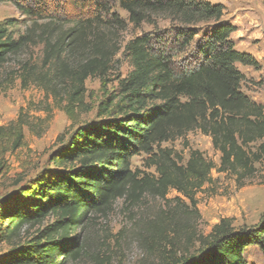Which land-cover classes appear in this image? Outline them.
I'll list each match as a JSON object with an SVG mask.
<instances>
[{"label":"trees","instance_id":"trees-1","mask_svg":"<svg viewBox=\"0 0 264 264\" xmlns=\"http://www.w3.org/2000/svg\"><path fill=\"white\" fill-rule=\"evenodd\" d=\"M0 4L12 6L33 25L43 23L38 26V38L47 71L35 74L33 67L24 64L19 80L22 88L38 86L72 124L88 112L85 82L92 78L105 81L110 71L108 53L94 40L85 43L81 25L98 26L109 16L110 25L120 26V19L111 13L112 4H118L135 27L153 24L152 18L171 24L158 35L143 34L127 45L131 71L117 80L113 93L105 94L97 108L99 120L77 127L66 142L60 141L49 158L51 169L34 179L23 201L0 210V243L14 244L26 227L42 226L46 217L54 218L15 246L0 264L75 260L80 246L74 232L83 229L89 214L103 213L133 188L162 198L173 189L190 203V215L185 214L171 228L173 239L165 229L158 236L165 248L176 251L184 240L197 242L198 249L194 255L173 257L163 248L161 255L170 264H248L245 252L251 246L264 256V215L256 225L240 229H234L229 219H221L207 236L191 229L192 218H198L195 192L210 183L216 168L198 151H191L184 165L167 154L153 161L155 182L138 179L130 170L133 156H154L155 149L163 153L162 143L192 131L211 138L220 153V173L250 179L255 163L264 164V105L242 93L245 77L236 68V64L252 68L258 64L251 55L235 49L230 39L234 28L222 21L221 5L202 0H0ZM63 10L83 13L86 23L57 29V13ZM205 23L213 26L201 34L197 26ZM14 26L12 20L0 23V67L33 41L28 35L13 38L9 31ZM192 44L190 55L178 62V56ZM73 52L83 56L75 65L68 59ZM27 110L20 109L14 121L0 127V172L6 166L5 156L23 146V130L34 132ZM255 143L259 144L252 149ZM188 250L185 247V254Z\"/></svg>","mask_w":264,"mask_h":264},{"label":"rangeland","instance_id":"rangeland-1","mask_svg":"<svg viewBox=\"0 0 264 264\" xmlns=\"http://www.w3.org/2000/svg\"><path fill=\"white\" fill-rule=\"evenodd\" d=\"M223 7L222 21L234 28L231 34L234 47L241 53L251 55L257 62V68L236 64V68L244 75L245 81L241 91L250 100L264 105V6L262 0H202ZM114 13L121 21L120 26L108 23L110 17L101 19V23L84 24L83 38L85 43L94 40L108 53L110 71L105 81L98 78L88 79L86 88V109L76 123L68 119L63 111L55 107L52 99L46 98L44 92L34 85L22 88L19 80L21 67L28 64L35 74L47 71L42 66V45L39 44V28L43 23L33 25L32 21L22 16L10 5L0 4V23L12 20L15 24L10 28L13 38L30 36L33 41L18 55L11 56L0 67V127L14 121L20 109L27 110L32 120L34 132L24 129L23 146L4 158L6 166L0 172V210L11 207L13 202L23 201L26 189L45 169H51L50 155L57 149L60 141L66 142L77 127L97 122V108L105 94L113 93L117 80L124 79L131 71L127 45L143 34L158 35L162 30L169 29L171 24L163 18H152L153 24H141L135 27L128 21L127 14L118 4L111 5ZM86 23L84 14L73 10L57 13V29L66 30L75 22ZM212 23L199 24L201 34L210 30ZM194 44L178 56L177 61L186 59L193 51ZM78 52L68 54L69 62L75 65L80 58ZM83 57V56H81ZM32 105V106H31ZM61 137V140H57ZM59 143V144H58ZM259 143L251 146L255 149ZM160 153L155 149L154 156L140 154L130 160V170L136 172L138 179H149L155 182L158 178L153 161L165 154L178 165L185 164L191 151H198L206 161L215 165L210 174V183L195 192L196 211L198 218H192L191 229L197 235L207 236L212 227L221 219H229L234 229L252 227L264 215V164L255 163V174L250 179L237 180L236 176L220 173V153L216 151L209 136L200 131H192L181 138L162 143ZM190 203L173 189H169L164 198L152 195L146 190L133 188L128 194L116 199L101 214H89L83 229L78 234L80 252L75 260L66 259L63 264H170L162 257L164 246L158 236L165 229L168 238L174 237L171 228L175 223L182 222L184 215H190ZM181 211V213H179ZM54 221L48 216L42 226L25 228L21 239L14 244L0 243V259L5 258L19 243L23 244L35 235L38 228L47 226ZM159 227V228H158ZM158 228V232H157ZM188 228V232L191 231ZM170 236V237H169ZM190 235H187L189 238ZM17 243V244H16ZM161 244V245H160ZM185 247L189 249L185 254ZM198 249V243L180 240V246L173 257L192 255ZM173 250L175 252H173ZM194 255V254H193ZM248 264H264V256L256 247H249L245 252Z\"/></svg>","mask_w":264,"mask_h":264}]
</instances>
